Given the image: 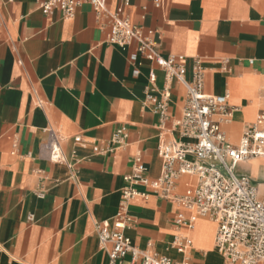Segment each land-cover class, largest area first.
<instances>
[{"label": "crops", "instance_id": "crops-1", "mask_svg": "<svg viewBox=\"0 0 264 264\" xmlns=\"http://www.w3.org/2000/svg\"><path fill=\"white\" fill-rule=\"evenodd\" d=\"M46 1L0 0V264H109L96 224L117 214L124 177L138 153L151 179L161 173L159 116L144 107V98L150 74L160 87L165 74L145 59H138L141 65L132 61L135 43L125 50L109 44V20L98 21L91 5L65 19L58 11L45 15L40 5ZM120 4L107 0L110 11ZM127 14L134 25L156 32L164 57H186L189 81L194 58L204 62L206 93H227L238 110L224 127L238 143L264 112V0H162L159 8L154 0H131ZM172 92L169 113L180 118L185 89L175 82ZM122 126L128 129L126 146L108 155L93 152ZM50 127L68 138V158L76 151L83 159L74 178L42 151ZM251 165L255 173H239L257 181L264 158L238 170ZM40 190L44 198L37 196ZM181 212L153 193L135 198L134 225L125 234L139 249L176 264L183 258L170 244L175 235H187L192 264H224L214 248L216 224L200 217L193 229L177 226Z\"/></svg>", "mask_w": 264, "mask_h": 264}, {"label": "built area", "instance_id": "built-area-1", "mask_svg": "<svg viewBox=\"0 0 264 264\" xmlns=\"http://www.w3.org/2000/svg\"><path fill=\"white\" fill-rule=\"evenodd\" d=\"M154 3L159 8L162 0H154ZM84 4L92 6L98 21L109 20V44L125 50L135 43L132 61L141 65L138 59H145L165 74L161 87L155 73L150 74L144 98V107L159 116L161 173L158 178L151 179L143 157L138 153L132 162L131 173L124 177L117 214L111 220L96 224L99 246L107 254L109 264H176L167 256L139 249L125 234L134 225L131 201L146 198L150 193L183 209L175 218L177 226L193 229L200 217L213 221L216 224L214 248L224 264H264V181H254L238 172L240 164L264 158V112L244 131L238 143L232 142L224 127L232 123L238 110L229 105L228 94L206 93V67L200 58H194L189 81L185 56L164 57L155 38L156 32L131 21L127 14L131 0H121L115 11L107 8V0H48L40 8L45 15L58 11L63 18L69 19ZM222 65L225 72L230 71L227 61ZM175 82L185 89L180 118H173L169 113ZM46 131L47 140L42 146L45 157L52 163L65 165L74 178L83 159L76 151L68 158L64 151L68 138L52 127ZM172 133H177L179 138H170ZM73 140L83 143L81 136H75ZM127 140L128 129L122 126L104 146L95 145L93 152L113 154L126 146ZM184 177L188 180L185 189L179 192ZM138 187L145 191H139ZM37 196L44 198L45 192L40 190ZM33 219V215L28 216L29 221ZM170 248L182 256L180 264H192L193 242L189 236L175 235Z\"/></svg>", "mask_w": 264, "mask_h": 264}, {"label": "rangeland", "instance_id": "rangeland-1", "mask_svg": "<svg viewBox=\"0 0 264 264\" xmlns=\"http://www.w3.org/2000/svg\"><path fill=\"white\" fill-rule=\"evenodd\" d=\"M251 170L253 171V173H255L256 172V167L254 165L240 167L239 170H238V172H240V173H246V174L250 175L251 174ZM260 170H262V167H260ZM251 177L253 179H255L254 176L251 175ZM261 181H264V173L259 178H257V182H261Z\"/></svg>", "mask_w": 264, "mask_h": 264}, {"label": "bare ground", "instance_id": "bare-ground-1", "mask_svg": "<svg viewBox=\"0 0 264 264\" xmlns=\"http://www.w3.org/2000/svg\"><path fill=\"white\" fill-rule=\"evenodd\" d=\"M254 159H258V158H254ZM254 159H252V160H254Z\"/></svg>", "mask_w": 264, "mask_h": 264}]
</instances>
